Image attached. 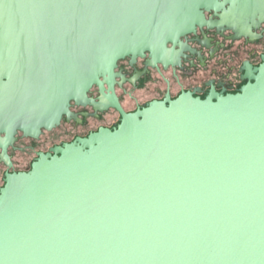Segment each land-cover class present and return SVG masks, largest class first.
<instances>
[{
    "label": "water",
    "instance_id": "obj_1",
    "mask_svg": "<svg viewBox=\"0 0 264 264\" xmlns=\"http://www.w3.org/2000/svg\"><path fill=\"white\" fill-rule=\"evenodd\" d=\"M221 5L0 0L4 153L17 129L36 137L70 118V101L120 113L5 174L0 264H264V62L235 94L183 92L127 113L114 92L119 60L166 62L167 43Z\"/></svg>",
    "mask_w": 264,
    "mask_h": 264
},
{
    "label": "flooded vegetation",
    "instance_id": "obj_2",
    "mask_svg": "<svg viewBox=\"0 0 264 264\" xmlns=\"http://www.w3.org/2000/svg\"><path fill=\"white\" fill-rule=\"evenodd\" d=\"M220 2L219 10L203 9L207 22L180 37L173 50L172 44L167 43L166 62L153 64L147 52L133 63L129 57L117 62L114 92L125 112H135L166 95L174 99L183 92L201 99L214 94H235L250 80L249 74L264 62V0ZM87 95L100 100L94 85ZM69 109L73 115L62 116L60 123L50 130L41 128L36 137H29L17 129L13 139L6 142L5 153L0 147V188L6 173L28 171L40 152L53 154V147L77 136L85 137L99 127L114 128L120 120L119 111L110 106L96 108L70 101ZM65 124L73 128L66 131L72 136L60 139L56 134V140L51 138ZM0 137L4 138V133Z\"/></svg>",
    "mask_w": 264,
    "mask_h": 264
}]
</instances>
